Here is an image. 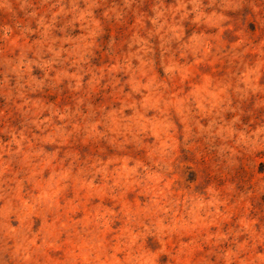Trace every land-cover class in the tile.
<instances>
[{"label": "rangeland", "instance_id": "1", "mask_svg": "<svg viewBox=\"0 0 264 264\" xmlns=\"http://www.w3.org/2000/svg\"><path fill=\"white\" fill-rule=\"evenodd\" d=\"M0 264H264V0H0Z\"/></svg>", "mask_w": 264, "mask_h": 264}]
</instances>
